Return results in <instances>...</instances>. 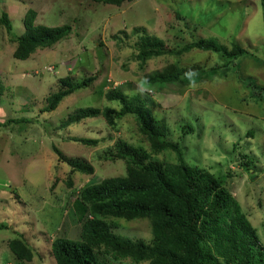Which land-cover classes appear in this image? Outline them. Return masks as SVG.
<instances>
[{"label":"rangeland","instance_id":"rangeland-1","mask_svg":"<svg viewBox=\"0 0 264 264\" xmlns=\"http://www.w3.org/2000/svg\"><path fill=\"white\" fill-rule=\"evenodd\" d=\"M29 8L36 12L35 24H70L71 31L53 45L17 59L12 55L16 42L0 25V223L7 227L0 228V264H55L52 239L80 237L82 222L74 206L80 189L125 174L124 161L109 157L116 141L121 138L149 150L132 115L114 125L97 116L60 127L80 107L118 110L120 102L103 95L112 87L152 99L151 104L144 99L147 109L166 121L168 138L179 144L185 161L223 176L264 244V99L258 97L264 87L261 0H127L120 5L0 0V14L8 13L15 36L24 32L23 16ZM145 34L169 47L214 38L228 48L238 44L245 52L229 60L193 48L153 57L140 68L131 56L134 42ZM170 62L202 68L188 71V81H142L145 73L161 71ZM67 75L75 82L89 75L95 79L46 111V97ZM74 136L98 138L99 143L87 146L70 139ZM53 146L68 158L91 163L93 173L71 171ZM151 159L175 162L176 154L165 150ZM107 220L123 237L147 242L152 238L147 217ZM13 238L22 239L33 251L30 261L16 259L7 245Z\"/></svg>","mask_w":264,"mask_h":264},{"label":"trees","instance_id":"trees-1","mask_svg":"<svg viewBox=\"0 0 264 264\" xmlns=\"http://www.w3.org/2000/svg\"><path fill=\"white\" fill-rule=\"evenodd\" d=\"M93 1L120 5L127 0ZM261 4L264 9V0ZM35 18L36 12L29 8L23 16L24 32L15 36L8 13L1 12L0 25L16 42L14 58L25 59L36 49L53 45L71 31L70 24L49 27L35 24ZM134 46L131 58L140 68L153 57L179 55L193 48L213 51L229 60L245 52L238 44L228 48L214 38L169 47L148 34L138 38ZM201 68L198 64L180 67L170 62L163 70L145 73L141 79L147 84L188 81L187 72ZM94 79V75L76 82L70 75L60 78L58 89L46 97L44 109L54 110L63 98L88 86ZM103 95L107 100H118L120 108L80 107L67 115L60 127L97 116L104 118L108 125H114L125 115H132L138 131L149 143V150L121 138L116 141L109 157L124 161L125 174L108 176L80 189L74 205L82 222L80 237L77 240L62 236L52 239L51 254L55 264H115L125 259L131 264H264V244L241 204L225 186L223 176L185 161L179 144L168 138L166 121L156 119L147 109L144 101L151 104L152 99L147 95L145 100L137 94L129 96L121 87L108 88ZM259 96L264 99V87ZM70 139L87 146L99 143L98 138L74 136ZM53 150L68 163L71 171L93 173L94 167L88 161L68 158L56 146ZM165 150L176 154L175 162L151 159L152 154ZM108 217L126 220L147 217L152 238L147 242L118 235L114 232L116 224L108 221ZM0 228L7 227L0 223ZM7 245L17 260L32 259L33 251L22 239H10Z\"/></svg>","mask_w":264,"mask_h":264}]
</instances>
